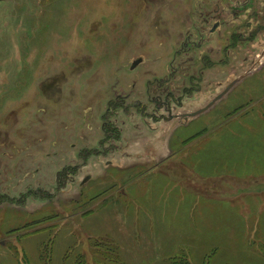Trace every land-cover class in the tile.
<instances>
[{
    "label": "rangeland",
    "instance_id": "rangeland-1",
    "mask_svg": "<svg viewBox=\"0 0 264 264\" xmlns=\"http://www.w3.org/2000/svg\"><path fill=\"white\" fill-rule=\"evenodd\" d=\"M0 264H264V0H0Z\"/></svg>",
    "mask_w": 264,
    "mask_h": 264
},
{
    "label": "water",
    "instance_id": "water-1",
    "mask_svg": "<svg viewBox=\"0 0 264 264\" xmlns=\"http://www.w3.org/2000/svg\"><path fill=\"white\" fill-rule=\"evenodd\" d=\"M137 61H134L133 64H132V67L136 64ZM234 81L231 82V84H229L226 88L228 89L232 84H233ZM85 179H88V178H85Z\"/></svg>",
    "mask_w": 264,
    "mask_h": 264
}]
</instances>
